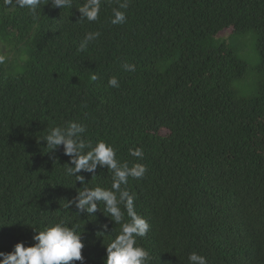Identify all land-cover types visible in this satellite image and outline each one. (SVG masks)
Listing matches in <instances>:
<instances>
[{"label": "trees", "instance_id": "obj_1", "mask_svg": "<svg viewBox=\"0 0 264 264\" xmlns=\"http://www.w3.org/2000/svg\"><path fill=\"white\" fill-rule=\"evenodd\" d=\"M81 3L60 10L41 0L34 20L0 0L1 41L28 45L30 56L19 74L0 65V251L31 246L34 229L64 220L82 231L84 264H104L119 225L103 203L95 216L66 207L84 185L65 175L63 147L47 152L39 140L75 120L121 162L147 165L127 189L151 225L138 238L151 264H189L191 252L208 264H264V83L237 98L231 83L247 63L219 38L254 31L264 63V0H130L123 25L109 22L117 0H103L96 22L80 21ZM90 31L100 37L81 50ZM135 146L143 160L129 155ZM79 174L87 186L112 183L107 168Z\"/></svg>", "mask_w": 264, "mask_h": 264}, {"label": "clouds", "instance_id": "obj_2", "mask_svg": "<svg viewBox=\"0 0 264 264\" xmlns=\"http://www.w3.org/2000/svg\"><path fill=\"white\" fill-rule=\"evenodd\" d=\"M5 7L16 6L27 9L34 20L39 18L41 0H3ZM130 0H117V6L112 9L110 23L123 25L127 22V9ZM103 0H82L77 8L81 14L80 21L96 22L100 18ZM51 7L71 9L73 0H50ZM100 32H86L80 49L97 40ZM6 56L0 55V64L5 63ZM125 71L134 72V64L124 62ZM97 77L92 76L95 80ZM108 86L118 88L119 80L116 76L108 79ZM87 128L78 121H66L48 129L47 133L39 140L46 142L47 152H52L63 147L64 155L70 158L65 164V175L75 177L84 187L77 190V195L67 201L66 207L74 206L79 217L81 215L95 216L100 211L99 205L103 203V214L109 217L119 230L106 246L104 264H151L150 252L138 243V238L146 237L150 230L149 221L134 211V195L127 185L129 178L142 179L148 171L147 165L140 162H121L117 159L116 148L104 139H97L95 143L87 139ZM129 155L138 161L143 160L144 151L135 146L128 149ZM107 168L111 173L112 183L110 188L87 186L85 176L79 173H91L96 176L97 168ZM123 186V187H122ZM80 189V188H79ZM123 206V208H122ZM125 212L129 217L125 220ZM107 231L108 225L100 226ZM103 231L100 233L103 234ZM32 239L34 243L26 246L23 241L17 242L11 252L0 251V264H71L80 261L84 264L85 257L82 249L85 243L82 240V231H77L75 226H70L64 220L50 223L42 230H35ZM189 264H208L207 258L197 252L188 255Z\"/></svg>", "mask_w": 264, "mask_h": 264}, {"label": "rangeland", "instance_id": "obj_3", "mask_svg": "<svg viewBox=\"0 0 264 264\" xmlns=\"http://www.w3.org/2000/svg\"><path fill=\"white\" fill-rule=\"evenodd\" d=\"M256 33L248 31L244 34H232L231 29H226L219 35L231 45L236 55L247 63L245 73L232 81L231 88L237 98H251L257 94L259 87L264 83V63L256 48ZM29 46L20 45L18 48L8 47L0 39V55L6 56L2 65L7 72L19 74L23 72L27 62Z\"/></svg>", "mask_w": 264, "mask_h": 264}]
</instances>
